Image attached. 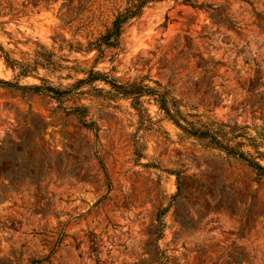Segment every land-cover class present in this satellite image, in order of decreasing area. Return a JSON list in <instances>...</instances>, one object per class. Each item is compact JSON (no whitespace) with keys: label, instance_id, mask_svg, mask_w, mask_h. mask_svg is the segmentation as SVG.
Returning <instances> with one entry per match:
<instances>
[{"label":"rangeland","instance_id":"1","mask_svg":"<svg viewBox=\"0 0 264 264\" xmlns=\"http://www.w3.org/2000/svg\"><path fill=\"white\" fill-rule=\"evenodd\" d=\"M126 2L0 0V78L64 89L93 66L157 81L194 128L264 154V0L147 3L94 61L87 42ZM3 50L34 70L19 75ZM94 85L62 98L0 85V264H264V174L151 96L140 117Z\"/></svg>","mask_w":264,"mask_h":264},{"label":"trees","instance_id":"2","mask_svg":"<svg viewBox=\"0 0 264 264\" xmlns=\"http://www.w3.org/2000/svg\"><path fill=\"white\" fill-rule=\"evenodd\" d=\"M49 1V0H44ZM159 1V0H127L126 6L118 12L115 17L113 18L110 27H108L104 33L100 34L96 37L93 41H88L85 50L89 51L91 49H95L97 51V56L94 58V61L103 53V50L108 47H117L121 40V35L123 33L124 27L129 23L132 18L138 17L142 13L143 7L150 2ZM188 1V0H185ZM79 48V47H76ZM0 50L2 47L0 46ZM3 59L7 66L11 68H19L18 74L19 75H28L34 69L30 67L27 63H22L17 61L16 59L10 58L9 55L3 50ZM48 64H52L53 66H60L55 61H51ZM47 64V65H48ZM38 63L35 64V67ZM75 71H82L84 72L85 76L82 78H77L73 83H71L68 87L64 89H60L54 87L47 83L45 79L40 78L42 83L40 85L37 84H26L20 85L17 82H11L9 80H4L0 78V85L7 86V87H14L21 89L22 91H32L37 93H44L52 95L55 98H62V97H70L75 94L84 93L82 90H78L80 87L89 85L94 90L100 92L102 89L97 88L94 85V82L100 81L104 84L109 86V90L105 93L112 98L119 99L125 98L130 99L131 105L140 117L146 114V109L142 107V100L141 97L143 95H148L152 97V100L158 106V109L163 112L164 117L170 119L176 126L181 128L184 132L195 135L197 137H207L209 138V142L213 143L219 149L225 151L228 155L234 156L246 164H248L252 169H254L259 175L264 174V165L261 164L257 158H264V154L256 151L257 156H252L247 152L243 151L241 147L243 146L242 141H236L234 146L229 144V140L225 142H221L217 137L214 135L207 133L204 130H200L198 128H194V124L189 122L185 119L184 115L182 114L181 109L179 108L180 102L175 97L170 94V91L162 86L159 82H155V87H149L142 83H134V82H125L122 83L117 80L116 77L110 76L107 72H101L99 70H94L93 66L90 68H80L74 67ZM77 117L82 121L84 126L93 128L96 130V127L93 121H86L85 116L87 115L86 106L79 105L72 110ZM181 120L186 122L184 125ZM154 122L152 121V125ZM190 126V127H188ZM206 134H209L206 136ZM232 140V139H230ZM253 148H256L255 143H251ZM99 160V159H98ZM103 171L105 178L107 179V173L105 171V167L103 163L99 161ZM39 262V260L31 261V264Z\"/></svg>","mask_w":264,"mask_h":264}]
</instances>
